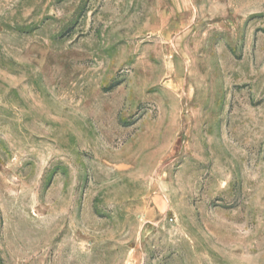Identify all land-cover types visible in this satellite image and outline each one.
I'll list each match as a JSON object with an SVG mask.
<instances>
[{"label":"rangeland","instance_id":"1","mask_svg":"<svg viewBox=\"0 0 264 264\" xmlns=\"http://www.w3.org/2000/svg\"><path fill=\"white\" fill-rule=\"evenodd\" d=\"M0 264H264V0H0Z\"/></svg>","mask_w":264,"mask_h":264}]
</instances>
